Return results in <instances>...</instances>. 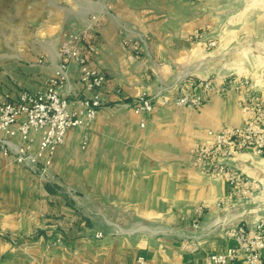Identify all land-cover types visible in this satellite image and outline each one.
I'll return each instance as SVG.
<instances>
[{
	"label": "crops",
	"instance_id": "obj_1",
	"mask_svg": "<svg viewBox=\"0 0 264 264\" xmlns=\"http://www.w3.org/2000/svg\"><path fill=\"white\" fill-rule=\"evenodd\" d=\"M66 1L35 3L54 41L38 60L8 62L0 85L42 90L60 64L65 34L99 13L93 66L106 76L104 105L89 128L66 133L45 178L0 156V174L18 171L39 186L33 207L0 227V264H201L226 251L234 245L228 229L264 218V156L248 149L235 160L263 190L221 207L228 183L199 173L191 151L208 131L244 124L249 90L264 99V0H69L74 14H61L56 29L55 5ZM210 40L218 45L208 50ZM68 74L61 92L74 96L82 89L76 64ZM234 77L250 80V88L212 94L200 109L169 105L137 115L122 105L142 92L176 96L198 80L217 87ZM13 94L0 88V103ZM200 205L206 209L195 228Z\"/></svg>",
	"mask_w": 264,
	"mask_h": 264
},
{
	"label": "built area",
	"instance_id": "obj_2",
	"mask_svg": "<svg viewBox=\"0 0 264 264\" xmlns=\"http://www.w3.org/2000/svg\"><path fill=\"white\" fill-rule=\"evenodd\" d=\"M102 21L101 14L92 13L82 29L65 34L59 50L60 64L54 75L47 78L42 90L22 89L6 95L0 103V156L45 178L66 133L93 124L104 105L102 89L106 76L93 66L98 54L96 35ZM206 30L208 28L198 31L194 37L202 38ZM217 45V40H210L206 47L211 50ZM72 64L78 67L82 89L74 96H66L61 88L68 81ZM250 86V80L244 77L228 79L217 87L212 79L198 80L176 96L142 92L122 105L137 115L150 114L169 105L200 109L212 94L240 91ZM241 108L247 115L243 125L210 130L207 138L191 151L192 164L199 173L228 183V194L218 200L221 207L244 203L263 190L259 182L238 172L235 160L248 149L264 156V99L249 90ZM145 126L142 121L141 127ZM205 209L204 205L197 207L195 228L199 227ZM226 235L234 245L226 251L208 255L201 264H264V218L250 227L230 228ZM97 237L102 234L98 233ZM185 248H191L190 244ZM139 263L144 264V258H140Z\"/></svg>",
	"mask_w": 264,
	"mask_h": 264
},
{
	"label": "rangeland",
	"instance_id": "obj_3",
	"mask_svg": "<svg viewBox=\"0 0 264 264\" xmlns=\"http://www.w3.org/2000/svg\"><path fill=\"white\" fill-rule=\"evenodd\" d=\"M67 1L55 5L59 7L55 9L58 16L54 19L56 29L62 23L61 14L64 12L74 14L70 9L73 4ZM38 2L39 0H0V79L1 75H4L3 72L6 69L4 67L8 62L17 63L21 59L29 58L30 54H38L36 57L38 60L41 48L54 41L51 39L52 36L46 33L45 28L48 25L41 21L39 16L34 15L33 7L37 6L38 4L35 3ZM48 21L47 18V23ZM37 64L39 65L38 61ZM2 87L15 93L22 90L17 84L7 80L1 82L0 88ZM37 188L39 186L36 181L18 171L0 174V227L13 222L22 207H33L32 198ZM21 189L26 191L18 192Z\"/></svg>",
	"mask_w": 264,
	"mask_h": 264
},
{
	"label": "water",
	"instance_id": "obj_4",
	"mask_svg": "<svg viewBox=\"0 0 264 264\" xmlns=\"http://www.w3.org/2000/svg\"><path fill=\"white\" fill-rule=\"evenodd\" d=\"M251 200V199H250ZM249 201V200H248ZM248 201H246V202H248ZM246 202H244V203H246ZM244 203H241V204H234V205H242V204H244Z\"/></svg>",
	"mask_w": 264,
	"mask_h": 264
}]
</instances>
